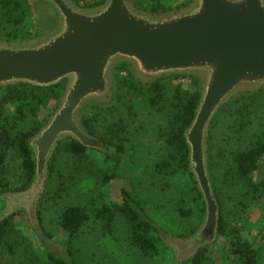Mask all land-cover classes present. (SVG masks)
I'll return each instance as SVG.
<instances>
[{
  "label": "trees",
  "instance_id": "trees-1",
  "mask_svg": "<svg viewBox=\"0 0 264 264\" xmlns=\"http://www.w3.org/2000/svg\"><path fill=\"white\" fill-rule=\"evenodd\" d=\"M28 1L0 0V37H3L0 40L17 41L32 38L30 32L25 29L31 18ZM72 1L77 6L83 2V0ZM104 1L99 0L95 5L82 8L97 7ZM134 6L137 7L136 4ZM140 6L144 11L150 13L170 11V9H165L159 0H142ZM182 79L181 77H167L151 84H142L134 79L129 67L123 64L116 69L114 74V89L110 104L87 106L82 112L81 123L90 136L103 144L102 149L95 151L102 154L105 163L110 166L109 161L119 165L129 142L127 136L129 124L139 115L140 111H155L154 114L162 117L163 123L156 126L154 133L156 140L163 143V148L166 151L153 166L152 171H148L149 188L157 194L158 208L171 213L174 221L183 231L192 235L196 229L188 220L192 215L191 204L201 201V197L188 172V149L184 133L193 120L200 96L197 82L193 78H187L190 83L186 86L181 84L180 80ZM64 87L65 81L49 88L16 84L0 90V202H2L0 254L15 252L13 250L16 244L12 221L15 215L25 213L24 210L10 213L7 209L8 204L11 203L9 199H15L14 196H18L24 202L32 201L34 197L39 196L38 188H41L40 190H44V192L38 197L39 200L36 198L38 202L35 206L37 225L41 230L34 229L33 231L37 234L35 235L40 246L44 248L41 253L43 256L41 263L75 264V259L72 258L69 250L90 220L89 208H86L79 200L73 201L69 205L62 204L61 193L65 192L63 197L68 196V192L75 184L70 173L67 174L68 177L62 175L63 169L57 168L56 162L61 154H69V157L77 158L78 161L83 162L82 158L85 157L88 149L73 140L59 144L47 164L43 162L44 167H42L45 172L42 173L43 168L37 169L34 152L29 145L30 140L55 111ZM52 102L54 105L51 107ZM10 108H12L11 111ZM221 121H224L226 125L224 130L227 138L237 137L242 142V148L233 155L232 165L226 164V166L229 167V170L236 172L237 177L245 180L244 185L247 188L245 196L251 195L253 199L261 198L264 192V176L256 178V174L264 165L259 163L264 155V87L252 94L235 98L219 111L210 126L209 148H212L210 142ZM10 153L20 160L19 180L21 179V181L18 182L19 187L17 188L11 187L7 177V159ZM208 160L209 171L211 170L212 173L214 165L213 158L209 155V149ZM65 171L70 172V169L67 167ZM180 174H185L188 178L185 187L175 182V178ZM40 175L43 176L44 183L38 187L35 179ZM115 176V170H112L109 175L107 171H103L97 182L105 185ZM230 179L232 180L231 176ZM55 184L53 205L57 214L56 223L68 237L67 246L69 247L66 248L68 260L56 257L44 241L45 238L50 240V237L43 229L41 215L45 202L50 199L49 188H54ZM121 196L120 204L102 207L96 214V217L102 219L103 222L99 231L106 240V244L109 245L106 258H113L112 260L117 262V254L119 256L121 253L124 254L123 251L118 250L117 241L112 237V223L115 217H120L125 221L129 230L127 241L132 249L137 251L138 256L151 264H155L156 261H164L163 250H167L171 244L166 243L168 242L166 233L154 224L141 209V204L133 193L122 190ZM237 199L235 211L240 212L245 203ZM217 202L219 206L217 238L219 237L227 243L229 256L235 257L241 264H258L256 243L248 241L241 235L240 228L237 224L232 223L235 216L232 217V220L226 218L221 202L218 199ZM206 247H202L193 255L188 256L191 264H202V261L206 260ZM170 248L176 247L170 246L168 249ZM123 256L129 258L128 255ZM174 258L175 264H178V258L176 256ZM29 264H34V262L30 261Z\"/></svg>",
  "mask_w": 264,
  "mask_h": 264
},
{
  "label": "water",
  "instance_id": "water-1",
  "mask_svg": "<svg viewBox=\"0 0 264 264\" xmlns=\"http://www.w3.org/2000/svg\"><path fill=\"white\" fill-rule=\"evenodd\" d=\"M41 1L55 13L46 33L0 40V90L65 81L55 111L29 142L35 159L47 164L68 140L102 149L81 116L89 105L110 104L119 66L127 65L142 84L193 78L200 98L184 139L188 172L204 205L195 236L201 237L199 244L214 243L219 206L209 171V130L225 105L264 87V0H190L164 13L138 9L130 0H105L93 8L72 0ZM259 163L264 164V155ZM263 242L264 230L256 244Z\"/></svg>",
  "mask_w": 264,
  "mask_h": 264
},
{
  "label": "rangeland",
  "instance_id": "rangeland-1",
  "mask_svg": "<svg viewBox=\"0 0 264 264\" xmlns=\"http://www.w3.org/2000/svg\"><path fill=\"white\" fill-rule=\"evenodd\" d=\"M98 1L83 0L80 7L95 5ZM189 1L159 0L165 9L170 10L184 7ZM28 2L31 18L25 29L30 32L29 34L33 38L46 33L50 29L55 21V13L50 6L41 0H29ZM131 2L136 4L138 9L143 10L140 6L142 0H131ZM0 39H3V37H0ZM180 82L184 86L190 83L187 78H183ZM53 105L54 102L50 104L51 107ZM11 110L12 108H10ZM138 111L140 110L138 109ZM154 113L155 111L151 110L140 111L139 115L129 124L127 130L129 142L119 165L109 161L110 166H108L102 154L95 150H88L85 157L82 158L83 162L78 161L77 158L69 157V154H61L57 159V168L63 169L62 175L65 177L70 173L74 178L73 183L75 184L68 192V196L63 197L65 192L61 193L62 204L69 205L73 201L79 200L83 202L86 208H89L90 220L81 230L69 250L72 258L75 259V264H151L145 260L143 261L138 256L137 251L129 245L127 241L129 230L125 221L120 217H115L112 223V237L117 241L118 250L120 252L123 251L124 254L121 253L119 256L116 253L117 262L113 261V258H106L109 245L106 244V240L99 231L103 222L102 219L96 217V214L102 207L120 204L122 202V190L133 193L140 202L141 209L154 224L166 233L168 238L166 243H171L168 248L174 246L181 249L182 252L180 251L177 259L178 264H191L189 255L186 253L187 250H183L182 246L184 240L191 237L200 227L204 216V205L202 200L191 204L192 215L188 220L192 227L196 229L192 235L183 231L179 224L174 221L171 213L158 208L159 200L157 194L149 188L148 171H152L153 166L166 150L163 148V143L157 141L155 137L156 126L162 125L163 122L162 117ZM225 126L224 121L217 125V131L210 142L212 148H209L208 145L209 155L213 158L214 165L212 173L210 170L214 193L222 204L226 218L232 220V217L235 216L232 223L237 224L241 230V235L248 241L256 243L257 238L264 230V192L261 198L253 199L251 195L245 196V191H247L244 185L245 180L237 177V173L229 170V167L226 166V164L232 165L233 155L242 148V142L237 137L227 138L224 130ZM67 167L70 172L65 171ZM112 170H115L116 174L113 180L105 185L97 182V179H100L101 172L107 171L109 175ZM7 172L11 187H19L18 182L21 181V179L19 180L20 160L12 153L7 159ZM256 176V178L264 176V165L259 169ZM42 177L41 175L37 177L38 187H41L44 183ZM187 180L188 178L185 174H180L175 178V182L183 187H185ZM55 187L56 184L54 188H49L48 196L50 199L45 202L41 215L43 229L50 237V240L45 238V242L51 253L56 257L68 260L69 258L66 255V248L69 247L67 246L68 237L56 223L57 214L53 205ZM40 189L38 188V191H40L38 197L44 192V190L41 191ZM14 197L15 199L10 198L9 202L11 203L8 206L6 205L9 212L14 213L16 210H24L25 213L15 215L12 221L16 244L13 250L15 252L13 254L8 252L1 253L0 264H29L30 261H33L34 264H42L43 256L41 253L44 248L40 246L37 234L33 232L34 229L37 231L41 230L38 228L35 215V206L39 199L34 197L32 201L24 202L21 197ZM237 198L245 203L242 209L240 207V212L235 211ZM1 206L2 202H0V210L2 209ZM168 248L163 250L165 253L164 261H156L155 264H175V250ZM255 249H257L259 257L258 264H264V242L258 244ZM123 255H128L129 258ZM205 258L206 260H203L202 264H241L235 257L229 256L227 243L219 237L216 238L214 243L205 248ZM43 263L45 264V262Z\"/></svg>",
  "mask_w": 264,
  "mask_h": 264
},
{
  "label": "flooded vegetation",
  "instance_id": "flooded-vegetation-1",
  "mask_svg": "<svg viewBox=\"0 0 264 264\" xmlns=\"http://www.w3.org/2000/svg\"><path fill=\"white\" fill-rule=\"evenodd\" d=\"M36 160V159H35ZM43 162L44 161H42V160H36V166H37V169L39 168V167H42L43 166ZM44 167V166H43ZM42 167V168H43ZM39 170V169H38ZM45 172V169L43 168L42 169V173H44ZM35 181H37V177H36V179H35ZM199 229V228H198ZM196 233V232H195ZM195 233L191 236V237H189L187 240H184V244H183V246H182V249L183 250H187L186 251V253L189 255V256H191V255H193L194 253H196L197 252V250L198 249H200V248H204V247H206V246H209V245H202V244H199L198 242H200V241H202V239H201V237H197V235L195 236ZM256 246H257V244H256ZM180 251H181V249H178V248H175V256L178 258L179 257V254H180ZM182 252V251H181Z\"/></svg>",
  "mask_w": 264,
  "mask_h": 264
}]
</instances>
